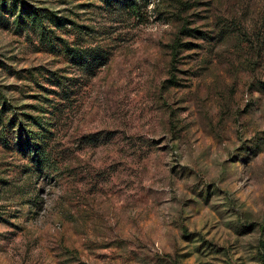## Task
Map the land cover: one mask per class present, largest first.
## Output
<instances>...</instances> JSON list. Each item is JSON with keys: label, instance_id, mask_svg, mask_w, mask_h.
Returning <instances> with one entry per match:
<instances>
[{"label": "rangeland", "instance_id": "rangeland-1", "mask_svg": "<svg viewBox=\"0 0 264 264\" xmlns=\"http://www.w3.org/2000/svg\"><path fill=\"white\" fill-rule=\"evenodd\" d=\"M136 2L0 4V96L47 136L0 123V264H264V0Z\"/></svg>", "mask_w": 264, "mask_h": 264}, {"label": "trees", "instance_id": "trees-1", "mask_svg": "<svg viewBox=\"0 0 264 264\" xmlns=\"http://www.w3.org/2000/svg\"><path fill=\"white\" fill-rule=\"evenodd\" d=\"M15 1V0H14ZM105 4L108 7L115 8H126L128 10L134 11L136 14H139V4L136 0H104ZM2 3L3 7L6 6L5 0H0V4ZM18 3L13 6V14H17L18 21L20 20L22 24H26V17H32L33 20L39 21L41 26L43 25V21L46 19H52L53 24L55 26H63V18H58L57 16H53L52 18H48L47 16H42L39 14L41 10L33 9L29 5L23 6L20 5V11L17 8ZM119 5V6H118ZM42 29L46 33H53L54 30L47 29L46 26H42ZM41 32L42 41L47 39L50 47L55 48L56 42H54L53 38L50 36H45L44 32ZM66 52L69 55V58L81 67L84 72L89 76H94L95 73L104 65L108 63L109 56L107 52L95 48L88 49H74L69 46L66 47ZM55 77V83H59L60 86L66 90L71 89V87H75L74 84L66 83L61 80L68 79L61 76V78ZM51 81V80H50ZM66 89V90H65ZM0 123L2 127V135L3 139L6 140V143L9 145L14 140L15 142V130L17 128V143H13V145L18 146V149L21 151L28 150L29 156L37 162L38 165L46 164L47 162V151L44 148L45 140H47V136L40 130L45 129L43 127L42 120H39V116L30 117L27 114L17 112L15 107L9 105L8 102L3 100V97L0 96ZM10 113H13L9 116ZM8 119V122L5 121ZM33 127L37 130H34ZM40 131V132H39ZM45 131V130H44ZM26 141V143H24Z\"/></svg>", "mask_w": 264, "mask_h": 264}]
</instances>
